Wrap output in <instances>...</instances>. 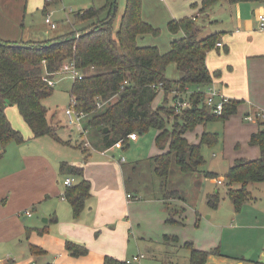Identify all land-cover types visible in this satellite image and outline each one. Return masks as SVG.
<instances>
[{
    "label": "crops",
    "instance_id": "obj_1",
    "mask_svg": "<svg viewBox=\"0 0 264 264\" xmlns=\"http://www.w3.org/2000/svg\"><path fill=\"white\" fill-rule=\"evenodd\" d=\"M201 1L190 0L195 14L173 20L192 18L197 21ZM221 1L225 2L228 20L211 19L212 6L205 12L202 28L214 27L213 33H219L218 43L221 44L211 49L205 58L209 73L215 74L211 85L228 100L239 102L236 113L222 121L224 131L229 125L238 129L231 156L227 158L222 152L229 169L236 159L259 157L258 147L250 146L249 139L259 129L264 130V117L256 122H248L244 117L255 112L264 113V29H259L258 21L259 15L264 16V4ZM1 21L5 20L0 18V39L20 41L4 37ZM224 24L228 26L224 27ZM5 113L11 126L21 131L25 141L19 145L9 144L0 158V264H102L105 257L126 261L136 255L143 258L132 264H188L189 250L184 247L187 242L194 249L208 253L205 264L264 262V182L248 186V200L238 211L227 197V189L222 198L219 195L221 201L217 209L211 210L206 205V197L219 192L217 187L211 192L207 190V179L210 184L218 185L207 173L217 175V179L219 175L210 167L189 173L185 182L194 187L197 185L194 197H197V203L200 202L198 208L187 213V217L191 214L192 218L189 227L190 217L185 224V204L178 207L187 200L173 183V187L168 188L169 179L166 183H158L156 192L148 197L138 194V186L133 191L127 188L126 173L136 174L143 161L150 165L149 158L166 152L167 146L161 151L154 144L156 150L151 149L146 154L150 156L127 169L124 162L114 160V154L107 155L124 147L99 151L91 146L93 150L86 149L84 154L74 147L72 142L77 139L72 138L74 130L66 123L60 127L64 137L58 133L61 140L58 143L47 136L32 138L15 106H7ZM19 119L23 123H19ZM206 127L207 124L197 126L198 129L193 130L194 139L188 138L190 133L187 132L186 140L198 144ZM67 141L69 143H65ZM138 142L139 135L136 141H130L131 144ZM64 147L77 149L80 153L68 156L62 150ZM63 163L81 167L82 178L90 184L89 197L77 219H73L70 205L65 200L68 187L63 182L71 178L70 187H73L81 178L60 170ZM148 172L156 177L151 165ZM226 172L221 176L223 184ZM201 177L202 183L197 182ZM166 189H171L168 191L173 194L168 196ZM203 201L205 207L201 205ZM25 210L31 212L30 217L23 214ZM66 241L85 246L87 255L70 256L64 247ZM31 246L41 251L33 253Z\"/></svg>",
    "mask_w": 264,
    "mask_h": 264
},
{
    "label": "trees",
    "instance_id": "obj_2",
    "mask_svg": "<svg viewBox=\"0 0 264 264\" xmlns=\"http://www.w3.org/2000/svg\"><path fill=\"white\" fill-rule=\"evenodd\" d=\"M218 1L202 0L200 8L207 9ZM226 1L229 4H264V0ZM141 11V0H126L114 30L116 0H106L100 8L91 7L74 15V24L90 22V26L74 28L43 41L0 39V158L9 144L19 145L25 141L22 134L11 126L5 113L7 106L16 107L32 138L47 136L61 143L57 124L48 120L47 109L42 104L53 92V87L45 83L43 77L46 72L48 78L53 79L65 63H73L83 77L72 81L70 99H74L76 111L85 116L82 127L87 133L94 131L91 136L94 140L90 143L94 149L109 150L119 141L123 146L128 145V135L135 133L141 136L154 129L157 132L154 139L157 149L163 151L165 146L168 147L166 152L149 158L154 174L163 183L171 174L172 163L183 174L200 171L205 165L201 146L214 145L217 136L205 131L198 144H190L185 134L199 125L227 120L236 113L239 104L229 100L222 115L215 117L203 102L201 91L211 86L215 76L209 73L205 58L219 42V33L199 38L200 30L192 18L169 21L167 29L170 34L182 33V36L173 39L166 52H160L156 46L138 44L144 36L159 34V29L142 19ZM78 35L81 36L76 38ZM171 63L180 73L177 80L165 76ZM158 94L162 95V101L153 106ZM178 103L186 106L176 112ZM168 123H172L170 131ZM104 129H107L105 134ZM81 145L78 143L74 147L86 154ZM249 145L258 147L259 157L236 159L224 175L226 195L235 211L248 200V186L264 182V130L259 129L252 134ZM60 170L81 178L64 194L73 219H77L89 197L90 184L82 178L81 167L63 163ZM207 176L217 179V175L212 173H207ZM234 186L239 188L233 189ZM220 201L217 193L206 197V205L211 210H216ZM64 247L75 258L88 253L85 246L71 241H66ZM184 247L189 250L188 264H205L207 252L194 249L190 242ZM30 251L41 250L31 246ZM102 264L126 263L105 257Z\"/></svg>",
    "mask_w": 264,
    "mask_h": 264
},
{
    "label": "rangeland",
    "instance_id": "obj_3",
    "mask_svg": "<svg viewBox=\"0 0 264 264\" xmlns=\"http://www.w3.org/2000/svg\"><path fill=\"white\" fill-rule=\"evenodd\" d=\"M105 1L106 0H0V18L7 22L1 21L4 28V37L11 40L43 41L70 32L74 28L77 30L81 29L82 27L90 26V22L74 24V15L91 7L100 8L104 5ZM125 1L126 0H116V14L113 20L114 30H116L120 21V17L124 11ZM141 2L142 19L152 25L154 28L159 29V34L157 36H144L141 40H138V44L145 46H156L160 52H166L169 49L170 42L173 39H177L181 36L180 33L177 35H171L167 29V23L173 19H179L185 16H190L191 14H195L193 11L194 7L190 6V0H141ZM212 6H210L212 7L210 9V16H212L211 19H217V21L228 20L229 15L225 11V2L220 0ZM198 10L201 11L200 18L195 21V24L200 30L199 38H203L207 36L206 34L213 33L215 28L208 26V29L203 30V17L208 8L203 10L198 8ZM46 16L49 17L51 23L56 24V29H51L49 24H45L44 19ZM227 26V24H224V27ZM179 74L180 73L174 64L171 63L167 66L165 71L166 78L170 80H176L179 77ZM53 81V92L48 98L42 101V104L47 109L48 120H51L54 124H57L58 133L63 138L64 132L61 131L60 127L65 125V123L68 121L65 110L70 105L69 93L72 80L68 75L58 74L55 75ZM161 101L162 95L158 94L153 102V106H157V104L161 103ZM171 102L172 101H170V103ZM169 120L172 122V118ZM20 122L23 123L22 120L19 119V123ZM167 129L169 131L172 129V123L167 124ZM16 130L21 133L19 129ZM194 131H192V133L188 132L190 133L188 138H191V136L193 139L195 138ZM93 132L94 131L91 130L90 133H87L86 138H81L79 132L75 129L74 134L72 133V138L77 140H73V145L75 146V143L76 145L78 143L81 145L82 141L85 139L89 144H92V141L94 140L93 137H91ZM206 132L215 134L217 136V142L211 147L208 145H202L201 154L205 160V165L201 169L206 170L210 167L212 172H215L219 175L218 179L222 181V184L215 186L210 184V181L207 179L205 186L209 191H214V188L217 187L219 195L222 198L225 195L226 185L225 182L223 184V179L221 176H223L226 170H228L227 160L222 157V152L224 151L226 153L225 155L227 158L231 156V153L234 151L233 147L236 142L238 129L235 127V125H229L226 131H224L223 122L217 120L207 124ZM155 134L156 131L151 129L147 134L139 136V142L137 144H131L129 142V146L124 145L122 150H119L116 153L109 152L107 155L114 154L115 161L123 159V166L127 169H131V167H133L132 165H135L136 163H139L140 160L142 161L144 158L150 156L146 154H148L151 149H155ZM223 141L224 144H222ZM81 147H83L85 150H93L91 145L89 148H85L82 145ZM62 150L71 157L76 155L75 153H80V151L73 148L67 149L64 147ZM150 165L147 161H143V163L139 164L136 174L126 173L128 190L133 191V189L138 186V194L140 192L146 197L151 196L156 192V185L160 183L162 179H159L157 176L154 178V176L149 174L148 168ZM171 173L172 174H170L168 177V188L174 186V188H176L178 191L181 190L180 193L183 195L182 198L187 200L186 203L182 202V204L178 205V207H181L183 204H185L183 206L186 216L185 224L187 225V219L190 217L189 227H191V214L187 217V213H192V211L199 206L200 202L197 203L198 199L197 197H194V190L195 188L197 189V185L194 187L193 185H189L188 181L185 182V180H187L186 177H189V174L180 173L176 169L174 163L171 164ZM201 181L202 177L197 182L202 183ZM168 190L166 189L168 196H170L172 191ZM226 202L229 203L228 199H226ZM201 205H204L205 207L204 201L201 202ZM141 229H143V227Z\"/></svg>",
    "mask_w": 264,
    "mask_h": 264
},
{
    "label": "built area",
    "instance_id": "obj_4",
    "mask_svg": "<svg viewBox=\"0 0 264 264\" xmlns=\"http://www.w3.org/2000/svg\"><path fill=\"white\" fill-rule=\"evenodd\" d=\"M258 21H259V29L263 30L264 29V16L263 15H259L258 16ZM45 23L50 25L51 29L55 28V24L51 23L49 18H45ZM221 44L217 43L216 47H220ZM58 74H63V75H68L72 81H76V80H81L82 79V74L74 67L73 63H65L62 67V69L60 70V72L57 73ZM43 81L45 83H47L49 86L53 87L54 86V81L53 79L48 78V74L45 72V76L43 77ZM204 94V105L206 107V109L212 113L215 117H220L222 115L223 112V107L224 105L229 101L227 98H225L216 88H214L212 85L207 87L204 91H201ZM186 104L185 103H178L176 107V112H179L183 107H185ZM65 114L67 116V125L71 130H77L79 132L80 137H84L86 138L87 135V131L82 127V121L84 119V115L82 113H78L76 111V103L74 101V99H70V105L69 107L65 110ZM264 117V113L263 112H255L252 115H248L245 117V120L248 122H256L257 119H261ZM137 135L135 133H132L130 135H128L126 137V140L128 142L130 141H136L137 140ZM82 146H84L85 148H89L90 144L87 142V140L85 139L84 141H82ZM123 146V142L119 141L117 142L112 148L114 149H122ZM121 162H123V159L121 160ZM73 183V180L71 178L65 179L63 184L66 187H70ZM216 183L218 185L222 184V181L220 179H216ZM130 197V196H128ZM23 214L27 217L31 216V212L29 210H25L23 212ZM263 257H264V253H263ZM143 256L142 255H136L133 256L131 259L126 260L125 263L126 264H132L134 262H138L140 259H142Z\"/></svg>",
    "mask_w": 264,
    "mask_h": 264
},
{
    "label": "water",
    "instance_id": "obj_5",
    "mask_svg": "<svg viewBox=\"0 0 264 264\" xmlns=\"http://www.w3.org/2000/svg\"><path fill=\"white\" fill-rule=\"evenodd\" d=\"M81 35H78L76 38H79ZM103 133L105 134V133H107V129H104L103 130Z\"/></svg>",
    "mask_w": 264,
    "mask_h": 264
}]
</instances>
